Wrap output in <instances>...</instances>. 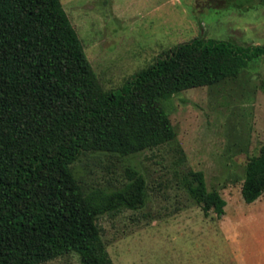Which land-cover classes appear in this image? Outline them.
Here are the masks:
<instances>
[{
  "label": "trees",
  "instance_id": "1",
  "mask_svg": "<svg viewBox=\"0 0 264 264\" xmlns=\"http://www.w3.org/2000/svg\"><path fill=\"white\" fill-rule=\"evenodd\" d=\"M59 3L0 0V264H41L67 252L80 264H111L97 219L139 208L144 178L125 167L119 188L83 191L70 164L84 151L124 156L161 145L174 137L163 99L264 59V44L199 33L102 90ZM241 172V199L252 202L264 190V144ZM183 184L202 214L223 215L224 200L199 171L183 173Z\"/></svg>",
  "mask_w": 264,
  "mask_h": 264
},
{
  "label": "rangeland",
  "instance_id": "2",
  "mask_svg": "<svg viewBox=\"0 0 264 264\" xmlns=\"http://www.w3.org/2000/svg\"><path fill=\"white\" fill-rule=\"evenodd\" d=\"M59 2L102 90L199 33L264 44V5L255 0ZM161 106L172 139L124 156L84 151L69 167L83 191L119 188L125 167L144 178L139 208L97 219L111 264H264V190L252 202L240 196L242 163L264 144V59H250L234 78L173 92ZM188 170L224 200L220 218L202 214L189 197ZM41 264L80 262L67 252Z\"/></svg>",
  "mask_w": 264,
  "mask_h": 264
}]
</instances>
